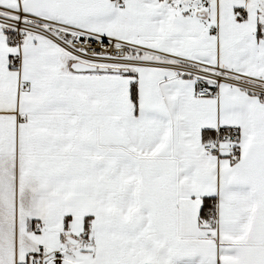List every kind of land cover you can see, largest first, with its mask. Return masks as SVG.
Here are the masks:
<instances>
[{"label":"snow or ice","instance_id":"6c2138e0","mask_svg":"<svg viewBox=\"0 0 264 264\" xmlns=\"http://www.w3.org/2000/svg\"><path fill=\"white\" fill-rule=\"evenodd\" d=\"M0 264H264V0H0Z\"/></svg>","mask_w":264,"mask_h":264}]
</instances>
